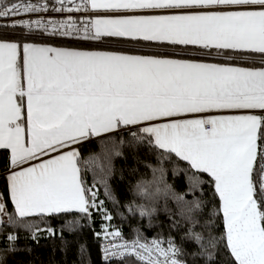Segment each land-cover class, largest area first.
Listing matches in <instances>:
<instances>
[{
    "label": "snow or ice",
    "instance_id": "6c2138e0",
    "mask_svg": "<svg viewBox=\"0 0 264 264\" xmlns=\"http://www.w3.org/2000/svg\"><path fill=\"white\" fill-rule=\"evenodd\" d=\"M0 20H10L0 24V150L8 153L10 193V201L0 194V226L17 224V217L91 220L94 212L111 221L71 146L115 136L121 145L187 162L193 187L201 183L199 174H208L221 201V239L234 264H264V0H0ZM9 30L19 36H9ZM51 36L197 46L209 56L223 50L233 61L259 54L261 66L38 42ZM222 111L258 114L210 115ZM100 183L111 197L107 182ZM176 198L189 214L201 208L198 199ZM129 211L136 214L135 208ZM139 214L151 215L143 208ZM188 219L195 225V217ZM76 226L74 219L65 220L61 238ZM110 227L103 230V238L113 241L103 250L106 259L188 264L170 236L148 239L137 228L128 241ZM45 230L57 234L52 227ZM41 231L34 227L32 238ZM190 235L201 247L197 255L212 264L217 241L191 230ZM16 239L8 234L7 251L16 250Z\"/></svg>",
    "mask_w": 264,
    "mask_h": 264
},
{
    "label": "trees",
    "instance_id": "16d2710c",
    "mask_svg": "<svg viewBox=\"0 0 264 264\" xmlns=\"http://www.w3.org/2000/svg\"><path fill=\"white\" fill-rule=\"evenodd\" d=\"M9 36L18 35L9 34ZM109 41L111 43L107 46L38 42L67 48L104 49L146 55L166 53L170 57L218 63L233 62L242 66L252 65L245 61L246 59L251 61L260 59L259 54H252L246 56L244 60L233 61L217 50H212V55L209 56L205 55L207 50L199 48L123 39H109ZM120 139L115 136L111 141L99 138L90 140L79 148L84 180L89 187L95 184L99 192V200L104 202V206L112 216L111 221L105 220L98 212L93 213L91 220L82 215L43 219L31 217L23 220L17 217V224L0 226V264H122L121 260L105 262L102 259L100 242L104 239L103 230L106 225L111 226L109 231L119 230L128 240L134 239L137 228L148 239L170 236L185 254L181 259L188 261V264H209L204 255H197L202 250L191 237V230V233L201 234L205 241L209 237L217 241L216 247L211 249L212 264H234L224 240L221 239L225 232L224 220L222 214H219L221 201L215 193L212 178L206 173L199 174L201 183L193 187L191 180L193 170L188 167L187 162L179 158H163L159 151L146 147L133 149L126 144L121 145ZM117 151L121 154L115 155ZM7 155V152L0 150V194L10 201L6 176L9 171ZM161 168L162 178L159 171ZM100 181L107 182L111 197L105 192L104 185ZM177 196H183L184 200L189 202L198 199L202 202L201 208L189 214L187 206L178 201ZM8 207L10 209L13 207L11 202ZM130 207L136 209V214L133 215L129 211ZM141 208L151 215L141 217L139 214ZM189 215L195 217V225L188 219ZM71 219L77 221L75 230H65L61 238L62 225L65 220ZM29 224L32 227H29ZM34 227L42 230L37 239L32 238ZM48 227L56 229L57 234L49 235L45 230ZM10 232L17 236L16 250L13 252L7 251L9 247L7 236ZM97 233L101 235L97 236ZM123 264H137V262L126 259Z\"/></svg>",
    "mask_w": 264,
    "mask_h": 264
},
{
    "label": "built area",
    "instance_id": "2783aa9c",
    "mask_svg": "<svg viewBox=\"0 0 264 264\" xmlns=\"http://www.w3.org/2000/svg\"><path fill=\"white\" fill-rule=\"evenodd\" d=\"M17 2H19V0ZM43 15L45 17L49 18V19H51V18H56V19L65 18V16H61V14H59V13H52L51 15L45 13ZM76 15L79 16L80 14H76ZM33 18H36V17L33 16ZM9 22H10V20H0V24L9 23ZM0 31H3V29H0ZM8 34H14V35H18L19 36L18 32H12L11 30H9ZM43 41L60 42V43L61 42H69V43H76V44L87 45V46H107V45H109V43H106L103 40L102 41H84V40H81V39L63 38V37H58V36L45 37V39ZM125 240H128V239H125ZM128 241H131V240H128ZM120 242L121 241H119L118 239L115 241V243H120ZM111 243H113L111 238H109L108 240L103 239L100 242L101 256H102L103 261H105V262H112V261L120 260L119 257H113L111 259H106L105 258V253H104L103 250H104L105 246H108ZM127 259H132V258L129 257ZM132 260H134V259H132ZM134 261H136V260H134Z\"/></svg>",
    "mask_w": 264,
    "mask_h": 264
},
{
    "label": "crops",
    "instance_id": "0c3cea01",
    "mask_svg": "<svg viewBox=\"0 0 264 264\" xmlns=\"http://www.w3.org/2000/svg\"><path fill=\"white\" fill-rule=\"evenodd\" d=\"M109 39H121L122 38H105L103 41H105L106 43H111V41H109ZM125 40V39H123ZM152 43H155V44H160L158 42H152ZM160 45H168V46H183V45H169V44H160ZM50 46H53V47H60V46H55V45H50ZM184 47H192V48H198L197 46H184ZM62 48H65V47H62ZM67 48V47H66ZM76 49H79V50H89V51H112V50H104V49H80V48H76ZM215 50V49H213ZM217 51H221L223 52V50H217ZM117 52H120V51H117ZM128 54H134V55H146V54H135V53H129V52H126ZM168 58H173V59H185V58H177V57H170L168 56ZM186 60H191V59H186ZM197 62H202V63H218V62H213V61H202V60H195ZM236 61H239V59H237ZM245 61H248L250 63L251 66H242V65H239V64H234L233 62L231 63H221V64H230V65H233V66H240V67H256V66H253L255 64H260V59L256 58L255 60L251 61V60H245ZM244 114H258V112H252V113H248V112H244V111H222V112H213V113H210V115H244ZM162 122H166V121H162ZM100 137H93L91 138L90 140H95V139H99ZM90 140L86 141V142H83L79 145H73L71 146V149H75L76 151L79 152V147L81 145H83L84 143H87L89 142ZM71 149H65L64 151H68V150H71ZM80 153V152H79ZM58 153H52V155H57ZM50 157H43V159H48ZM41 161H33L32 163L34 164H38L40 163ZM8 175V172L6 173V176Z\"/></svg>",
    "mask_w": 264,
    "mask_h": 264
},
{
    "label": "bare ground",
    "instance_id": "6f19581e",
    "mask_svg": "<svg viewBox=\"0 0 264 264\" xmlns=\"http://www.w3.org/2000/svg\"><path fill=\"white\" fill-rule=\"evenodd\" d=\"M63 43H69V42H63ZM70 44H76V43H70Z\"/></svg>",
    "mask_w": 264,
    "mask_h": 264
},
{
    "label": "rangeland",
    "instance_id": "374dc122",
    "mask_svg": "<svg viewBox=\"0 0 264 264\" xmlns=\"http://www.w3.org/2000/svg\"><path fill=\"white\" fill-rule=\"evenodd\" d=\"M82 146V145H81ZM80 148V147H79Z\"/></svg>",
    "mask_w": 264,
    "mask_h": 264
}]
</instances>
